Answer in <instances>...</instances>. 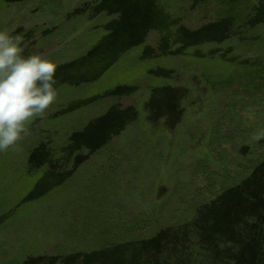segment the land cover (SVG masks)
<instances>
[{"label":"rangeland","instance_id":"rangeland-1","mask_svg":"<svg viewBox=\"0 0 264 264\" xmlns=\"http://www.w3.org/2000/svg\"><path fill=\"white\" fill-rule=\"evenodd\" d=\"M99 1L0 0V77L86 53L115 17L94 16ZM259 1L158 0L175 25L196 28L232 16L234 31L222 43L146 57L145 46L156 50L159 40L150 31L144 44L121 55L96 81L62 84L16 120L0 109V264L149 237L184 222L247 176L264 153V25L244 23ZM14 43L18 49L7 57ZM159 67L172 70L171 76L153 75ZM161 85L186 92L182 115L171 127L150 122L144 110L151 89ZM119 86L135 91L115 95ZM116 103L135 107L137 119L101 149L82 151L84 160L72 174L44 191L38 181L46 167L29 168L31 150L44 143L57 158L72 132Z\"/></svg>","mask_w":264,"mask_h":264},{"label":"trees","instance_id":"trees-1","mask_svg":"<svg viewBox=\"0 0 264 264\" xmlns=\"http://www.w3.org/2000/svg\"><path fill=\"white\" fill-rule=\"evenodd\" d=\"M100 13L115 17L107 22L105 33L83 55L42 70L1 75L0 109L7 119L20 118L49 99L62 84L96 81L121 55L144 44L150 31L158 32L159 40L156 50L145 46L146 57L154 53L181 55L194 47L222 43L235 28L232 16L220 17L196 28L175 25L176 20L160 7L158 0H100L95 4L93 15ZM244 23L249 28L264 25V0L254 5L252 15ZM19 33L21 30L11 34L12 40ZM17 49L18 45L12 44L6 50L7 57ZM171 71L159 67L151 72L169 78ZM133 91L134 87L119 86L113 93L120 96ZM185 94L183 87L152 88L144 104L147 119L162 120L166 127H171L182 115ZM137 117L135 107L116 103L81 130L72 132L59 157L55 158L44 143L36 146L28 155V165L33 170L46 167L38 181L40 187L46 191L61 184L84 160L82 151L89 155L101 149ZM69 163L71 167L65 169ZM51 174L58 178L44 182ZM20 264H264V153L247 176L198 206L184 222L162 227L149 237L124 240L99 250L66 256H29Z\"/></svg>","mask_w":264,"mask_h":264}]
</instances>
